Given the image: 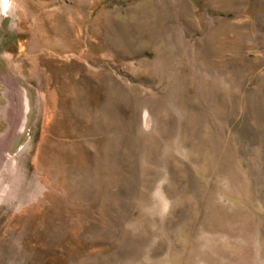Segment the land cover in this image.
Returning <instances> with one entry per match:
<instances>
[{
	"label": "rangeland",
	"instance_id": "rangeland-1",
	"mask_svg": "<svg viewBox=\"0 0 264 264\" xmlns=\"http://www.w3.org/2000/svg\"><path fill=\"white\" fill-rule=\"evenodd\" d=\"M8 4L43 193L1 201L0 264H264V0Z\"/></svg>",
	"mask_w": 264,
	"mask_h": 264
},
{
	"label": "water",
	"instance_id": "water-1",
	"mask_svg": "<svg viewBox=\"0 0 264 264\" xmlns=\"http://www.w3.org/2000/svg\"><path fill=\"white\" fill-rule=\"evenodd\" d=\"M0 8L4 10L1 5ZM10 84L0 77V193L16 153L11 150L13 139L18 132H23L29 108L25 90Z\"/></svg>",
	"mask_w": 264,
	"mask_h": 264
},
{
	"label": "crops",
	"instance_id": "crops-1",
	"mask_svg": "<svg viewBox=\"0 0 264 264\" xmlns=\"http://www.w3.org/2000/svg\"><path fill=\"white\" fill-rule=\"evenodd\" d=\"M21 135L22 132H18L12 142L11 150H16V153L14 154L12 167L4 177L6 185L0 193V204L2 203L1 201H4V203L11 204V206L26 205L29 202H34L39 199L43 193V186L40 185V182L34 177L33 173L30 171V167L21 168V171L18 172L19 150H17L16 147L20 143Z\"/></svg>",
	"mask_w": 264,
	"mask_h": 264
},
{
	"label": "clouds",
	"instance_id": "clouds-1",
	"mask_svg": "<svg viewBox=\"0 0 264 264\" xmlns=\"http://www.w3.org/2000/svg\"><path fill=\"white\" fill-rule=\"evenodd\" d=\"M2 4L4 9L8 8V0H2Z\"/></svg>",
	"mask_w": 264,
	"mask_h": 264
},
{
	"label": "bare ground",
	"instance_id": "bare-ground-1",
	"mask_svg": "<svg viewBox=\"0 0 264 264\" xmlns=\"http://www.w3.org/2000/svg\"><path fill=\"white\" fill-rule=\"evenodd\" d=\"M1 7L3 8V4H2V0H1V3H0ZM9 5V4H8ZM9 7V6H8ZM9 9V8H8ZM2 13V12H1Z\"/></svg>",
	"mask_w": 264,
	"mask_h": 264
}]
</instances>
